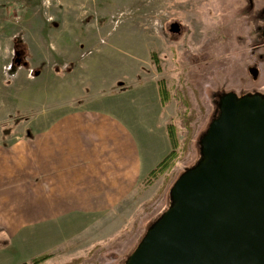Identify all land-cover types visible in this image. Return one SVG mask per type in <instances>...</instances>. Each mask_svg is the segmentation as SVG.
I'll return each instance as SVG.
<instances>
[{
	"label": "rangeland",
	"instance_id": "obj_1",
	"mask_svg": "<svg viewBox=\"0 0 264 264\" xmlns=\"http://www.w3.org/2000/svg\"><path fill=\"white\" fill-rule=\"evenodd\" d=\"M162 79L166 105L154 98ZM231 93L264 100V0H0L1 100L54 102L57 116L67 102L119 95L146 123L142 147L154 168L172 150L167 126L176 128L168 170L149 185L144 177L115 214L72 218L39 264H127L174 205L176 181L206 158L205 138ZM24 118L7 117L3 137ZM35 247L3 250L0 264H32L45 253Z\"/></svg>",
	"mask_w": 264,
	"mask_h": 264
},
{
	"label": "crops",
	"instance_id": "obj_2",
	"mask_svg": "<svg viewBox=\"0 0 264 264\" xmlns=\"http://www.w3.org/2000/svg\"><path fill=\"white\" fill-rule=\"evenodd\" d=\"M154 92L160 99L158 86ZM104 99L67 102L57 116L54 102L0 99V253L23 246L49 253L72 218L115 214L154 168L141 116L119 95ZM18 112L25 118L4 138L3 122Z\"/></svg>",
	"mask_w": 264,
	"mask_h": 264
},
{
	"label": "water",
	"instance_id": "obj_3",
	"mask_svg": "<svg viewBox=\"0 0 264 264\" xmlns=\"http://www.w3.org/2000/svg\"><path fill=\"white\" fill-rule=\"evenodd\" d=\"M204 153L127 264H264V100L227 96Z\"/></svg>",
	"mask_w": 264,
	"mask_h": 264
},
{
	"label": "trees",
	"instance_id": "obj_4",
	"mask_svg": "<svg viewBox=\"0 0 264 264\" xmlns=\"http://www.w3.org/2000/svg\"><path fill=\"white\" fill-rule=\"evenodd\" d=\"M154 55V54H153ZM155 56V55H154ZM158 89H159V96L161 103L163 105H166L171 100V94L169 89L166 86V82L162 79L158 81ZM167 133L172 145V150L169 154H167L158 164L155 168H153L147 175V177L144 180V185H149L153 182V180L158 177L160 174H163L166 170H168L172 163L174 162V159L177 156L176 153V147L178 145L177 142V136H176V128L173 123H169L167 126ZM51 253H42L39 255H36L31 258L30 263L32 264H39L44 262L46 259L51 257ZM23 264H29L27 262H24Z\"/></svg>",
	"mask_w": 264,
	"mask_h": 264
},
{
	"label": "flooded vegetation",
	"instance_id": "obj_5",
	"mask_svg": "<svg viewBox=\"0 0 264 264\" xmlns=\"http://www.w3.org/2000/svg\"><path fill=\"white\" fill-rule=\"evenodd\" d=\"M20 57V56H19ZM18 58V57H17ZM21 58V57H20ZM16 60V59H15Z\"/></svg>",
	"mask_w": 264,
	"mask_h": 264
}]
</instances>
